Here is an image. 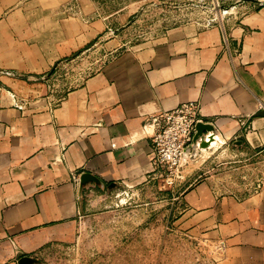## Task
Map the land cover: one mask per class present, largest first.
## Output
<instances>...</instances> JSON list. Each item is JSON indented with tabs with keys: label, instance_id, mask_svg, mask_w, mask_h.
I'll list each match as a JSON object with an SVG mask.
<instances>
[{
	"label": "crops",
	"instance_id": "0c3cea01",
	"mask_svg": "<svg viewBox=\"0 0 264 264\" xmlns=\"http://www.w3.org/2000/svg\"><path fill=\"white\" fill-rule=\"evenodd\" d=\"M40 1L43 23L11 8L17 0H0V68L14 73L0 74V264H24L46 244L70 239L89 209L116 203L109 192L150 187L151 116L188 101L199 102L216 144L244 148L262 171L244 196L210 178L195 183L185 194L192 224L207 226L219 264H264V0L143 45L125 47L117 34L104 43L107 63L61 95L46 79L66 57L98 44L108 23L57 21L69 0ZM81 1L86 14L96 12L93 0Z\"/></svg>",
	"mask_w": 264,
	"mask_h": 264
},
{
	"label": "rangeland",
	"instance_id": "374dc122",
	"mask_svg": "<svg viewBox=\"0 0 264 264\" xmlns=\"http://www.w3.org/2000/svg\"><path fill=\"white\" fill-rule=\"evenodd\" d=\"M93 1L96 12L89 14L81 0L59 7L57 21L75 16L87 22L105 18L108 23L98 44L66 57L46 79L60 95L107 63L112 51L104 43L109 38L120 34L129 48L159 41L174 27L223 22L247 0ZM16 7L40 16L39 23L47 18L40 0H17L11 8ZM3 73L14 74L0 68ZM207 133L208 129L203 131L180 164L157 169L150 187L109 192L116 200L113 206L89 209L70 239L46 244L30 264H219V245L208 235L207 226L192 224L185 194L195 183L210 178L221 191L244 196L259 186L262 171L260 161L242 147L204 143Z\"/></svg>",
	"mask_w": 264,
	"mask_h": 264
},
{
	"label": "built area",
	"instance_id": "2783aa9c",
	"mask_svg": "<svg viewBox=\"0 0 264 264\" xmlns=\"http://www.w3.org/2000/svg\"><path fill=\"white\" fill-rule=\"evenodd\" d=\"M155 125L152 136V165L154 171L161 166L175 167L194 146L203 131H199L203 120L201 107L197 101H188L176 108L163 110L153 116Z\"/></svg>",
	"mask_w": 264,
	"mask_h": 264
},
{
	"label": "bare ground",
	"instance_id": "6f19581e",
	"mask_svg": "<svg viewBox=\"0 0 264 264\" xmlns=\"http://www.w3.org/2000/svg\"><path fill=\"white\" fill-rule=\"evenodd\" d=\"M202 140L204 143L206 142L208 145L210 144L211 146H214L218 142V133L213 131V127L209 128L208 133L205 135V137H203Z\"/></svg>",
	"mask_w": 264,
	"mask_h": 264
},
{
	"label": "water",
	"instance_id": "95a60500",
	"mask_svg": "<svg viewBox=\"0 0 264 264\" xmlns=\"http://www.w3.org/2000/svg\"><path fill=\"white\" fill-rule=\"evenodd\" d=\"M209 128H212V125H211V124L201 123V124L199 125V131H200V132H201V131H204V130H207V129H209ZM31 261H32V257H31V258H30V257H25L24 260H23L24 264H30Z\"/></svg>",
	"mask_w": 264,
	"mask_h": 264
},
{
	"label": "trees",
	"instance_id": "16d2710c",
	"mask_svg": "<svg viewBox=\"0 0 264 264\" xmlns=\"http://www.w3.org/2000/svg\"><path fill=\"white\" fill-rule=\"evenodd\" d=\"M78 53V52H77ZM77 53H75V54H77Z\"/></svg>",
	"mask_w": 264,
	"mask_h": 264
}]
</instances>
